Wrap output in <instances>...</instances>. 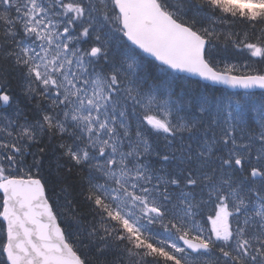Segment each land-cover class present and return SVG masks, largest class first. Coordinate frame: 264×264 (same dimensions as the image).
Here are the masks:
<instances>
[{
  "label": "snow or ice",
  "instance_id": "obj_1",
  "mask_svg": "<svg viewBox=\"0 0 264 264\" xmlns=\"http://www.w3.org/2000/svg\"><path fill=\"white\" fill-rule=\"evenodd\" d=\"M0 264H264V0H0Z\"/></svg>",
  "mask_w": 264,
  "mask_h": 264
}]
</instances>
